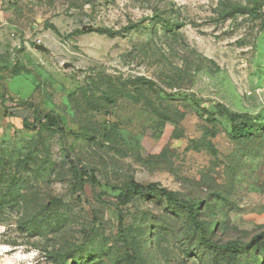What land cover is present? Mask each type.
<instances>
[{"label":"rangeland","instance_id":"obj_1","mask_svg":"<svg viewBox=\"0 0 264 264\" xmlns=\"http://www.w3.org/2000/svg\"><path fill=\"white\" fill-rule=\"evenodd\" d=\"M263 230L264 0H0V264H264Z\"/></svg>","mask_w":264,"mask_h":264},{"label":"trees","instance_id":"obj_2","mask_svg":"<svg viewBox=\"0 0 264 264\" xmlns=\"http://www.w3.org/2000/svg\"><path fill=\"white\" fill-rule=\"evenodd\" d=\"M232 118H234L235 120V115H232ZM47 123L51 125H58V120L46 113L44 115H41L40 117H36L33 125L37 126L38 124L44 125ZM233 130H234V136L237 138H241L255 134L258 128L254 124L242 122L234 126ZM81 180H82L81 182L83 183L84 182L83 176L81 177ZM143 193L158 194L160 196L165 197L168 200V202H170L174 206L185 207L188 210L190 219L192 220L195 227L198 229L201 239L206 247L214 249L215 251L230 250L235 253L241 251L242 248L239 247L235 242L219 244L217 242L211 241L207 233V228L204 222L200 219L198 212L194 209V206L191 205L188 201L181 199L174 190L167 188L166 186L162 185L159 182H151L145 185L137 181H131L127 185L126 189L123 190L121 196L123 199H128L134 195H139ZM257 237L264 238V230L261 231V234H259ZM62 264H67V263L65 262V260H63Z\"/></svg>","mask_w":264,"mask_h":264},{"label":"water","instance_id":"obj_3","mask_svg":"<svg viewBox=\"0 0 264 264\" xmlns=\"http://www.w3.org/2000/svg\"><path fill=\"white\" fill-rule=\"evenodd\" d=\"M37 48L43 49L44 47L42 45H36Z\"/></svg>","mask_w":264,"mask_h":264}]
</instances>
